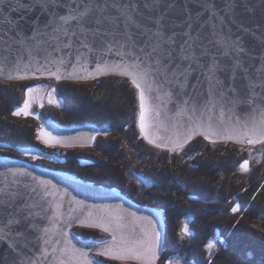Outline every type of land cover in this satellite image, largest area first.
Instances as JSON below:
<instances>
[{
  "label": "trees",
  "instance_id": "1",
  "mask_svg": "<svg viewBox=\"0 0 264 264\" xmlns=\"http://www.w3.org/2000/svg\"><path fill=\"white\" fill-rule=\"evenodd\" d=\"M54 83L60 105L44 109L40 118L31 111L14 115L22 110L26 84H0V146L42 152L34 164L163 210L166 233L156 264H264V143L243 147L197 138L179 150L157 149L136 129L138 93L129 80ZM48 122L66 128L94 126L95 143L90 148L46 146L38 130ZM245 160L247 169L241 167ZM79 235L97 241L96 236ZM212 239L220 242L214 251L208 247Z\"/></svg>",
  "mask_w": 264,
  "mask_h": 264
},
{
  "label": "water",
  "instance_id": "2",
  "mask_svg": "<svg viewBox=\"0 0 264 264\" xmlns=\"http://www.w3.org/2000/svg\"><path fill=\"white\" fill-rule=\"evenodd\" d=\"M255 5V12L244 14L245 21L252 24L262 25L256 31H264V11L261 10L262 0H251ZM21 14H11L10 19H19ZM40 17L39 23L43 25L47 17L40 14L39 9L33 11L19 21L16 28L2 25L0 31V82H21L35 79H51L56 82L91 83L101 78L120 77L131 82L138 93L139 115L137 128L142 138L152 147L161 150H170L171 144L156 147L161 141L158 137L176 136L181 138L187 134L192 126L190 114L181 110L186 107L185 100L189 96L194 98L190 104L195 105L199 111L197 117L207 126L210 122L215 131L221 135L231 134L233 139H222L219 136L210 135L204 138L203 128L192 135L191 139L183 145L186 147L197 138H202L210 144L231 143L243 147H256L263 143L248 144V138L244 137L245 131L257 126L260 116L254 113L246 105L236 104L234 107L224 102L223 114L221 102L216 107L207 104L206 96L202 95L203 88H197L195 92L189 87L185 90L187 95L166 96L160 91L148 90L151 79L159 80V77H150L148 81H141L145 87L146 123L159 125L149 131V143L140 129V100L139 89L132 83L131 75L122 74L123 71L131 73V67L139 63L136 57L140 56L138 49L124 45L119 36L115 39L107 37L101 39L91 34L87 37L89 48L82 47L85 37L79 32L71 38V46L65 47L68 41L61 37L60 40L50 39L49 36L38 38L37 41H29L23 44L14 42L16 33L23 30L30 34L32 21ZM122 31V30H120ZM51 35V34H50ZM117 41H120L117 43ZM112 46L109 47L108 43ZM108 65L110 69L97 72L98 66ZM258 66V65H257ZM141 65L140 69L143 70ZM72 74V75H69ZM59 75L61 78L57 79ZM199 70L193 74L191 83H197ZM239 84V81H238ZM152 88H156L153 84ZM155 111L160 115L155 116ZM201 113H203L201 117ZM43 128V131L41 130ZM227 129V132H224ZM50 133L51 137L46 134ZM98 130L91 125L82 127L66 128L56 123L48 122L40 126L38 138L41 143L50 147L63 149L90 148L94 145ZM239 136L241 139H236ZM52 137L63 141L56 143ZM45 139L48 140L45 143ZM243 140V142H241ZM179 148V149H182ZM177 149V150H179ZM12 197V199H8ZM0 198L8 200L9 207L0 205V217H6L9 213L19 218L21 215L31 216L20 225H10L11 242L18 245V258L28 264L29 260L35 264H107L101 258L117 262L141 264V261L133 258H113L102 255L105 248H113V236L116 243L121 237L129 240H142L151 236L154 232L159 233L158 243L155 249L154 264L159 260L164 246L166 224L164 212L161 209L140 206L127 198L117 189L97 186L76 178L72 174L58 169H49L38 164L0 155ZM32 227H28V224ZM74 228L93 229L106 234L109 238L98 242L82 238L74 231ZM44 229L48 231L45 232ZM16 231H23L24 235L18 237ZM7 245L0 242V252L5 251ZM64 253L62 254V251ZM86 254V255H83ZM15 256L16 254H11Z\"/></svg>",
  "mask_w": 264,
  "mask_h": 264
},
{
  "label": "snow or ice",
  "instance_id": "3",
  "mask_svg": "<svg viewBox=\"0 0 264 264\" xmlns=\"http://www.w3.org/2000/svg\"><path fill=\"white\" fill-rule=\"evenodd\" d=\"M260 8L264 11V0ZM37 9L47 17L46 22L41 25L40 17L37 16L32 21L30 34L21 30L16 33L14 42L23 44L35 40L39 43L38 38L43 36L56 40L63 37L68 41L64 46L70 47L71 38L79 32L85 37V42H82L85 49L89 48L86 42L89 34L101 39L119 36L123 41L121 47L129 45L138 49L141 55L136 59L139 63L131 66L134 69L131 73L123 71L122 74L131 75L132 83L139 89L140 129L149 143L155 142L149 139V130L154 126L159 127L146 123L145 87L141 81H148L150 77H159V80L151 79L148 90L160 91L169 97L174 94L187 95L185 90L189 87L193 92L197 88L205 89L202 93L207 98L205 110H208V104L216 107L218 101L221 102L222 114L224 102L233 107L236 104L246 105L259 114L260 120L256 127L245 131L243 136L255 137L247 139L250 145L264 143V31L255 30L260 29L261 24L245 21L244 14L255 12L251 0H0V26L16 28L19 21ZM21 13L18 20L9 18L11 14ZM108 46H112L111 42ZM141 65L144 66L143 70H136ZM107 70L114 69L108 65L97 67V72ZM197 70V83L193 84L191 80ZM56 78L61 77L57 75ZM153 84L156 88H152ZM32 91V88L28 89L29 93ZM193 98L189 96L184 101L186 107L181 110L190 114L192 119L187 134L182 138L177 135L175 139L158 137L161 142L156 143V147L171 144L170 150L175 151L182 148L201 128L205 139H209L210 135L222 139L234 138L231 134L221 135L212 128L210 122L205 127L196 115L199 109L190 104ZM50 103L55 101L50 100ZM27 108L26 101L24 109L16 111L14 115H20L21 111L27 115ZM159 115L155 111V116ZM227 131L224 129V132ZM46 135L51 137L50 133ZM235 138L241 139L239 136ZM52 139L56 143L63 142L55 137ZM247 166L248 160H245L241 167L247 169ZM0 205L4 208L10 206L8 200L3 198H0ZM237 208L239 204L233 211ZM31 215L28 212L27 216L17 218L9 213L6 217H0V242L7 245L6 250L0 252V264H24L18 258V245L11 242L9 226L20 225ZM28 227L32 225L29 223ZM184 231L187 233L186 227ZM15 235L21 237L24 232L16 231ZM112 239L113 248H105L102 255L117 259L133 258L141 261V264H154L159 233L154 232L151 236L146 234L142 240L121 237L119 243H116L115 236ZM208 247H214V242H210ZM61 251L63 254L64 250ZM13 253L16 255L12 256ZM28 264L35 262L29 260ZM60 264H64V261L61 260Z\"/></svg>",
  "mask_w": 264,
  "mask_h": 264
},
{
  "label": "rangeland",
  "instance_id": "4",
  "mask_svg": "<svg viewBox=\"0 0 264 264\" xmlns=\"http://www.w3.org/2000/svg\"><path fill=\"white\" fill-rule=\"evenodd\" d=\"M49 80L51 79H35V80L21 81L24 84H26L23 90V97L21 98V101H20L22 109H24L25 102L27 101L28 102L27 111H31L33 114L37 115L38 118H40L39 113L43 111L44 109L60 105V99L57 93L56 84L54 83L56 81L52 80L54 82H51ZM3 83H12V82H0V84H3ZM15 83H19V82H15ZM29 88L33 89L31 93L28 92ZM50 100L55 101V103H50ZM136 129L138 130L137 123H136ZM0 152L12 153L15 156H17V158L23 159V160H29V162L31 163H38V160L41 159L42 156L44 155L42 152L36 151L34 149L19 148L15 150H8V149H5V147L3 146H0ZM48 158L53 159V160L55 159V157H48ZM138 181L144 182L141 178H138ZM82 230H84V228H74V231L77 234H82L86 236H96L98 242L104 241L109 238L106 234L100 231H97V230H93V229H85L87 231H82ZM93 231L95 232L97 231L98 233H94ZM213 241L214 239L211 240V242ZM219 245H220V242L215 241L214 247H212L211 249L209 248V250L214 251L215 249L219 247ZM101 260H103L105 263H108V264L110 261H112V260L105 259V258H101ZM112 262H117V261H112ZM117 263L133 264L129 262L128 263L117 262Z\"/></svg>",
  "mask_w": 264,
  "mask_h": 264
}]
</instances>
